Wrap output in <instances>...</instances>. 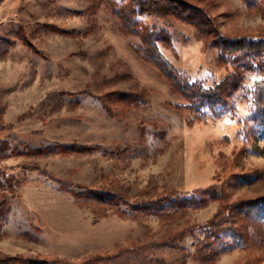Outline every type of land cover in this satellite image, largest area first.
Segmentation results:
<instances>
[{
	"label": "rangeland",
	"instance_id": "1",
	"mask_svg": "<svg viewBox=\"0 0 264 264\" xmlns=\"http://www.w3.org/2000/svg\"><path fill=\"white\" fill-rule=\"evenodd\" d=\"M186 1L208 9L225 35L264 37V0ZM140 21L159 33V50L190 83L211 88L234 72L194 27L171 17ZM142 45L101 0H0V257L206 264L196 254L198 227L226 205L264 197V135L249 122L264 74L246 75L236 118L195 119ZM136 91L145 93L139 107L111 97ZM212 186H222V200L206 196L167 221L78 199L86 190L131 203L170 197L167 208L171 198ZM257 230L247 248L230 249L223 233L211 259L264 264V228ZM173 239L178 249L166 247Z\"/></svg>",
	"mask_w": 264,
	"mask_h": 264
},
{
	"label": "trees",
	"instance_id": "2",
	"mask_svg": "<svg viewBox=\"0 0 264 264\" xmlns=\"http://www.w3.org/2000/svg\"><path fill=\"white\" fill-rule=\"evenodd\" d=\"M253 0H249L251 2ZM112 9L114 16L120 21L124 34L142 38L143 45L137 50L142 57L154 64L169 81L172 90L181 96L187 105L185 109L196 114L195 119H211L218 121L226 117L236 118L237 107L234 100L237 94L245 88L246 75L253 73L264 74V37L238 36L232 37L221 32L217 21L211 16L208 9L194 5L186 0H101ZM155 16L159 18H175L183 24L195 28L198 35L205 38L212 47L219 50V64L231 63L234 72L211 88H205L200 83H190L188 78L181 74L177 68L159 50L161 40L159 33L148 27H141V18ZM113 102L125 107H139L145 97L142 91L132 93L113 92ZM256 126V131L264 135V78L256 80L253 92L252 113L249 118ZM194 123V119L192 122ZM86 147L73 146L71 152L84 153ZM78 199L95 198L104 206L130 208L135 216L138 214H153L167 221L183 212L185 205L196 206L200 199L206 196L222 200L224 197L222 186H212L206 190H197L184 199L171 198L169 206L165 208L164 202L170 197L152 202L131 203L129 199L119 194L100 193L99 191L86 190L78 195ZM82 200V201H83ZM184 205V206H183ZM168 211H172L169 213ZM126 213L125 210L121 211ZM120 215H125V214ZM204 230V238L199 241V261L206 264H215L211 255L215 246L222 242L221 235L229 233L233 238L234 246L230 249L247 248L258 228H264V197L260 199H241L233 204L223 207L207 224L198 227ZM197 226L188 228L179 234L184 239L187 233L194 235ZM175 239L166 247L178 249ZM165 244H162L165 246ZM147 249L146 247L140 250ZM0 264H56L45 258H26L22 255L0 257ZM187 264V263H184ZM251 264V263H250Z\"/></svg>",
	"mask_w": 264,
	"mask_h": 264
},
{
	"label": "snow or ice",
	"instance_id": "3",
	"mask_svg": "<svg viewBox=\"0 0 264 264\" xmlns=\"http://www.w3.org/2000/svg\"><path fill=\"white\" fill-rule=\"evenodd\" d=\"M257 79H259V78L257 77ZM249 87H251V85H249Z\"/></svg>",
	"mask_w": 264,
	"mask_h": 264
}]
</instances>
